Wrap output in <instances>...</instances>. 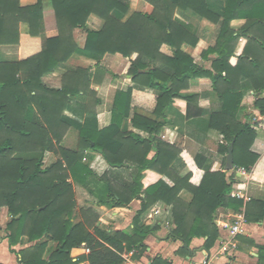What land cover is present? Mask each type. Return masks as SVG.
Instances as JSON below:
<instances>
[{
	"label": "trees",
	"instance_id": "1",
	"mask_svg": "<svg viewBox=\"0 0 264 264\" xmlns=\"http://www.w3.org/2000/svg\"><path fill=\"white\" fill-rule=\"evenodd\" d=\"M131 0H50L54 11L58 34L45 39L42 51L17 61L0 60V213L4 207L10 216L6 224L7 238L11 248L23 237L31 247L15 252L19 264H80L74 260L73 248L85 244L90 248V264H122L125 243L144 246L145 238L154 232L152 225H141L142 215L157 201L162 200L173 207L175 228L169 237L182 240L188 249L193 238L204 237V248L209 250L220 236L215 214L220 208L243 212L247 222L264 220V200L245 202L234 196L238 181L231 170L206 172L199 186L190 183V177H180L170 171L180 157L181 150L161 138L167 124L166 110L180 98L198 103L199 96L185 92L192 80L208 77L212 89L223 102L222 111L210 117V127L220 131L227 144L220 152L227 157L233 143L234 167L251 170L260 154L252 150L256 129L237 120L242 102L240 81L243 65H249L248 78L260 94L264 91V77H260L263 65L264 35L259 29L253 31L254 22H264V0H224V15L210 9L207 0H145L152 5V12L131 9ZM192 10L209 21L220 24L217 42L203 52L204 57L216 54L212 70L195 62L183 50L184 45L196 46L198 37L175 17L176 11ZM117 11L120 16L113 14ZM95 14L104 21L99 30L87 27L89 17ZM245 18L244 35L252 45L245 48L239 58V67L231 68L230 58L241 36L231 26L235 19ZM44 4L37 0L23 4L21 0H0V48L18 45L20 24L26 22L32 36H40L43 29ZM84 29V47L77 43L74 30ZM167 45L172 54L162 47ZM255 48V50H253ZM99 59L106 54L120 53L131 58L128 73L141 86L157 92L154 113L156 120L135 114L132 123L135 131H123L124 120L129 116L132 90L118 93L113 110V122L100 129L96 113L91 110L99 99L91 87L89 69L77 68L62 77V87L47 86L43 77L53 73L74 54ZM262 59V60H261ZM88 96L86 104L75 98ZM264 116V97L255 104ZM83 111L91 116L87 122L69 117L66 112ZM264 123L256 125L261 128ZM71 127L79 130L78 148L62 146ZM263 128V127H262ZM59 154L58 160L45 166L47 152ZM86 151L101 154L107 166L99 173L92 162L85 161ZM155 155L150 157V153ZM227 159V158H226ZM134 163L138 171L133 182L121 185L109 177L111 166ZM155 170L168 176L170 186L160 180L147 188L143 178L146 170ZM99 177L104 185L105 196L99 195L101 203L125 207L134 199H142L141 208L134 217L135 234L109 233L96 226L98 217L92 211L82 210L84 220L75 222L77 199L72 177ZM190 191L194 198L186 203L179 195ZM145 195V197H143ZM95 216L93 232L85 220ZM1 228V225H0ZM56 242V248L45 257L48 242ZM260 261L264 262V245L259 247ZM164 264H171L160 259ZM0 264H3L0 262Z\"/></svg>",
	"mask_w": 264,
	"mask_h": 264
},
{
	"label": "crops",
	"instance_id": "2",
	"mask_svg": "<svg viewBox=\"0 0 264 264\" xmlns=\"http://www.w3.org/2000/svg\"><path fill=\"white\" fill-rule=\"evenodd\" d=\"M37 0H21L23 4H31ZM211 10L224 15V0H207ZM44 20L43 29L40 36L30 34L29 25L26 22L20 24V42L18 45H4L0 48V60L17 61L30 57L42 51L45 39L58 34L56 18L51 7V2L43 0ZM138 8L136 11L152 12L151 4L144 0H137ZM133 6V3H132ZM114 15L120 16L117 11ZM175 17L184 24L191 32L198 37L196 46L184 45L183 50L189 53L196 63L203 65L207 69H213V59L216 54L208 57L203 56V52L209 47L216 44L220 24H215L208 19L201 17L194 11L181 10L176 11ZM247 19L239 18L231 22L232 28L236 34L241 33L235 54L230 58L229 65L231 68L239 67V58L245 48L252 45L250 38L244 35V28ZM104 21L95 14H92L87 22V27L92 30H99L103 27ZM253 31L264 30V22H254ZM261 34L264 35L263 32ZM74 36L80 47H84L86 41V31L84 29H75ZM255 50V48H253ZM166 54H172L167 45L162 47ZM137 54L131 58L124 57L120 53L106 54L105 56L94 59L82 54H74L66 63L60 65L53 73L43 77L44 83L52 88L62 87V77L69 71L79 67L89 69L91 77V87L96 91L99 99L98 103L91 107L96 113V122L100 129L109 126L113 122V110L118 93L132 90L131 106L129 116L124 120L122 130L135 131L142 136L147 134L132 123L133 116L142 114L150 118L161 120L154 111L157 103V92L153 88L144 87L136 84L128 70L131 66V59H135ZM262 60V59H261ZM249 65H243L241 68V77L239 90L243 94L242 102L237 113V120L253 126L257 131L256 139L252 145V150L260 157L251 170H241V166L234 167V177L238 181L234 196L243 198L245 202L252 199L264 200V123L260 127L258 123L262 122L264 116L256 108L255 101L259 97H264V91L260 94L254 89L251 81L244 76L249 73ZM260 77H264V54L263 65L259 70ZM185 92L198 94V103H190L184 99H176L166 110L167 124L161 138L174 147L181 150L180 157L172 164L170 171L180 177L189 176L190 183L199 186L204 174L212 171H227L226 158L220 152V147L227 144L224 135L210 127V117L214 113L222 111L223 102L218 94L212 89V82L208 77H201L191 81L190 86ZM79 103L86 104L88 96L80 95L75 98ZM66 114L80 122H87L91 119L83 111V106L79 113L67 111ZM263 127V128H262ZM79 142V130L71 127L63 139L62 146L76 150ZM155 155V151L150 153V157ZM59 154L54 151L45 154V166L55 163ZM86 162H92L93 167L102 173L106 169V162L101 154L86 151ZM138 168L132 162H126L125 166H111L109 168V177L114 182L121 185H128L133 182V176L137 173ZM166 181L170 186L174 182L168 177L155 170H146L144 173L143 184L147 188L156 184L160 180ZM75 188L77 209L75 222L84 220L82 210H91L92 214L98 217L96 226L109 233L123 232L129 236L135 234L134 217L141 208L142 199H134L125 207H114L100 202L99 195L105 196L104 185L99 177L82 176L78 174L76 178L70 179ZM145 197V195H143ZM179 197L186 203L192 202L194 195L184 189ZM243 212H234L230 209L220 208L215 214V222L219 227L220 236L214 246L209 250L204 248L206 238H193L188 249L184 248L182 240H174L169 237L171 231L175 228L173 207L162 200L155 202L141 217V225H152L155 227L153 233L149 234L144 242L143 247L132 245L123 252L124 262L122 264H164L163 259L171 264H264L260 261L259 247L264 245V220L259 222H246L244 232L232 237L228 228H224L223 223L233 221L234 215ZM89 215V220H85L90 225L93 232V222L95 216ZM4 217L2 219L1 217ZM10 216L8 209L4 207L0 213V262L3 264H19V258L12 249L19 251L31 247L37 241L31 242L27 237H23L21 242L10 247L6 224ZM57 243L48 242L45 257L56 248ZM86 251V245L73 248L71 255L74 260H79L80 264H90Z\"/></svg>",
	"mask_w": 264,
	"mask_h": 264
},
{
	"label": "built area",
	"instance_id": "3",
	"mask_svg": "<svg viewBox=\"0 0 264 264\" xmlns=\"http://www.w3.org/2000/svg\"><path fill=\"white\" fill-rule=\"evenodd\" d=\"M241 170L245 172L246 168L242 167ZM247 220L245 218L244 213L234 215L233 221L231 223L224 222V228H228L232 237L237 236L238 234H242L244 232V225ZM86 251L90 252V248L86 246Z\"/></svg>",
	"mask_w": 264,
	"mask_h": 264
},
{
	"label": "water",
	"instance_id": "4",
	"mask_svg": "<svg viewBox=\"0 0 264 264\" xmlns=\"http://www.w3.org/2000/svg\"><path fill=\"white\" fill-rule=\"evenodd\" d=\"M234 145L233 143L229 146V151L226 160V170H231L234 168V155H233Z\"/></svg>",
	"mask_w": 264,
	"mask_h": 264
},
{
	"label": "rangeland",
	"instance_id": "5",
	"mask_svg": "<svg viewBox=\"0 0 264 264\" xmlns=\"http://www.w3.org/2000/svg\"><path fill=\"white\" fill-rule=\"evenodd\" d=\"M48 1H50V0H48ZM144 1H145V0H144ZM130 3H131V9H132V10H134L135 8L140 7V6H138V5L136 4V3H137V0H131ZM132 3H133V6H132ZM4 217H5V216H3V217H1V218L4 219Z\"/></svg>",
	"mask_w": 264,
	"mask_h": 264
}]
</instances>
